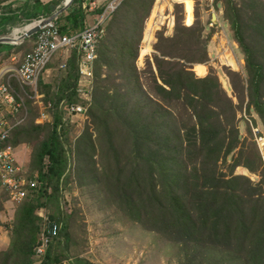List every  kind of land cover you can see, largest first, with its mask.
<instances>
[{
  "label": "trees",
  "instance_id": "1",
  "mask_svg": "<svg viewBox=\"0 0 264 264\" xmlns=\"http://www.w3.org/2000/svg\"><path fill=\"white\" fill-rule=\"evenodd\" d=\"M6 1L0 0V8H9L0 15V38L8 26L22 20L52 16L65 0H34L16 9ZM84 2L74 0L55 20L62 35L80 33L95 23L87 25ZM155 2L122 0L107 20L94 64L89 110L94 130L88 127L76 142L78 180L103 186L110 202L129 220L178 245L180 264H264V162L257 144L248 148L242 141L239 128L247 97V111L264 126V0H214L245 60L244 74L225 68L238 104L207 67L213 35L205 34L199 4L195 12L187 8L189 27L184 24L187 4H175L174 35L159 32L153 60L147 59L143 71L137 69L145 23ZM108 3L94 10L96 16ZM190 14L194 24L187 22ZM80 59L77 50L70 52L67 76L58 90L40 81L53 121L39 123V113L28 101V126L17 128L8 141L17 148L32 146L38 185L18 207L0 264H63L71 259L69 220L61 210L63 191L72 179L65 145L69 127L63 125V116L69 105L86 103L77 93ZM239 167L260 176V181L235 174ZM48 208L60 230L39 261V210ZM70 264L92 263L75 258Z\"/></svg>",
  "mask_w": 264,
  "mask_h": 264
},
{
  "label": "rangeland",
  "instance_id": "2",
  "mask_svg": "<svg viewBox=\"0 0 264 264\" xmlns=\"http://www.w3.org/2000/svg\"><path fill=\"white\" fill-rule=\"evenodd\" d=\"M121 1L122 0H101L100 4H97L95 7L102 6L108 2V5L115 4L118 6ZM191 2L192 4L190 8L186 6L185 9V4H183L184 24L186 26H188L186 23L187 8L188 11H191L192 9L193 12V8L195 6L193 0ZM157 3H159V8L162 10L161 14H163L164 18L166 19H164L163 22L159 21L160 18L157 19V27H155L157 29L154 31L155 40L152 43V52L146 57L141 55V59L138 57L135 62L139 71H143L145 69L148 58L153 60V55L155 53L154 45L157 42L158 33L163 31L166 37H172L175 33V4H178L179 2L176 0H156L153 10L155 9ZM8 9L9 8L6 10L5 8H0V15L8 11ZM195 9L196 7L194 8V12ZM203 10L204 11H201L202 20L207 25L205 34L208 35L212 33L213 35L208 47L210 60L207 62V67L213 69L216 72L223 88L233 99L234 103L238 104L237 98L234 97L230 79L225 73V68L228 67L233 71L244 74V56L241 53L238 44L234 42L227 24H224L226 29L225 34H222L220 29L211 30L208 27V23L212 16V12H210L207 3L203 4ZM152 14L153 12L151 13V16ZM151 16L145 23L144 35L149 26V20H151ZM39 20H41V18L32 22L22 20L19 22V24H17L16 27L9 26L1 38L14 37L13 34L17 29L20 30V33L17 35V37H19L25 33L26 27ZM195 21L196 19H193L192 15L190 14V16H188L187 22L192 24L193 22L195 23ZM170 22L174 24L172 27ZM144 35L141 41L139 49L140 51L142 46H144ZM35 42V39L29 40L27 43L22 44L23 48L21 50H17V46L9 44H3L0 46V52H2L0 54V77H2L4 74L2 72L4 69H10L19 66L24 58H26V56L34 50ZM10 51H12V55L6 54ZM59 54H61V52L57 53L52 60L51 65L49 66L50 72L46 71L42 78L46 84L52 85L54 90H58V85H60L67 76L66 70L59 68L62 60H64L65 54L58 56ZM225 56H230L234 59L236 58L235 60L239 66L235 69L228 65L224 59ZM119 75L120 74L118 73L114 76L119 77ZM105 77L106 75L103 76V78ZM91 86L93 87L91 94L93 96V91L95 88L94 80ZM38 89L39 91L41 90L40 85ZM29 101H32L31 107L37 109L39 118L41 115V110L43 109L46 113H51V109L49 110V108L45 106L43 98L39 100V104H36L34 100ZM65 103L66 100L61 103L60 109L63 110L64 106L62 105ZM247 104L248 97L246 98L243 111L239 114V128L242 141L246 143L248 148L252 147L253 143L257 144L259 153L261 154L262 160L264 162V146H262L264 141L260 139L261 137H264V126L262 121L254 112L249 113L247 111ZM89 110L86 115L81 114V116H70L66 111V114L63 116V125L66 124L69 127V142H66L65 145L70 163L69 170L72 173L70 185H68V187L63 191L61 198V210L62 213L68 217L71 238L69 254L71 259L69 261L66 260L63 264H70L75 258H81L92 264H180L181 254L178 245L166 240L160 234L144 230L140 224L129 220L116 206L110 202L103 186H92L91 182L89 185H82L78 180V157L76 153V142L88 127L94 130L91 118L89 116ZM30 112L31 110L29 106V113ZM48 119L49 118L47 117L43 118L42 120L40 119L39 123L48 124L53 121L52 116L50 120L51 122H48ZM28 122L25 124L26 127L28 126ZM257 129L260 130L261 134L256 132ZM17 156L19 164L23 170L27 171L28 175H35L37 177L38 172L32 168V146L28 144H21L17 148ZM229 163H231L230 160H228L227 165H229ZM222 169L226 171L227 166L222 165ZM235 174L248 176L255 183L260 181V176L250 173L248 169L244 167L237 168ZM0 195L3 197V210L0 212V252H2L7 250L10 245V232L13 227L16 212L21 204L18 205L11 202L9 195L4 191H0ZM41 212L48 213L51 216L53 210L49 208L44 210L41 209L39 210V213Z\"/></svg>",
  "mask_w": 264,
  "mask_h": 264
},
{
  "label": "built area",
  "instance_id": "3",
  "mask_svg": "<svg viewBox=\"0 0 264 264\" xmlns=\"http://www.w3.org/2000/svg\"><path fill=\"white\" fill-rule=\"evenodd\" d=\"M193 2L194 8L196 4H199L202 11H204L203 4L207 3L210 12H212L208 27L220 29L222 34L226 33L225 25L221 20L223 10L216 9L214 0H193ZM118 6L108 5L93 25L73 35H62L55 21L47 24L37 34L34 50L24 58L22 63L17 67L2 71L4 74L0 77V191L7 193L11 202L21 204L28 197L30 191L38 185L36 176L28 175L27 171H24L19 164L17 147L8 143L14 131L24 125L29 118L28 101L34 100L36 104H39V100L44 97L38 88L56 54L59 52L65 54V60L60 66L65 70L70 52L77 50L81 55L79 60L81 80L77 87V93L80 99L86 103L83 105L71 104L66 110L70 116H81V114L88 113L93 99L91 85L94 80V64L99 43L105 36V25L110 14ZM45 106L50 110L49 105ZM50 115L51 113H46L43 109L40 119L47 117L49 118L48 122H51ZM256 132L261 134L258 129ZM260 139L264 141V137ZM39 216L42 218V229L35 249V256L40 261L46 255L51 243L58 237L60 226L48 213L41 212Z\"/></svg>",
  "mask_w": 264,
  "mask_h": 264
},
{
  "label": "bare ground",
  "instance_id": "4",
  "mask_svg": "<svg viewBox=\"0 0 264 264\" xmlns=\"http://www.w3.org/2000/svg\"><path fill=\"white\" fill-rule=\"evenodd\" d=\"M179 3H186L187 7L190 8L191 4H192V0H176ZM171 4V3H170ZM173 10V9H172ZM153 14L151 16V20L149 23V26L147 28V31L145 33V38H144V46H142V50H141V55L146 56L147 54L152 52V43L154 42L155 38H154V31L157 29L155 27H157V19L160 18V22H163L164 20V16L162 13V10L159 8V3L156 4L155 9L152 11ZM166 12V11H165ZM162 20V21H161ZM168 24V23H167ZM169 25V24H168ZM171 27L174 25L172 22H170ZM34 25H30L28 27H26L27 29H30L31 27H33ZM25 28V31H26ZM18 33H20V30H15V33L13 34L14 37H17ZM156 37V36H155ZM17 39V38H16ZM222 52V51H221ZM231 54V53H230ZM228 55V54H227ZM235 57V56H234ZM224 59L226 60V63L230 66H232L233 68H237L239 65L236 62V58L234 59L233 57L230 56H225ZM225 76V75H224ZM222 80V79H221ZM224 85V84H223ZM230 87V86H229ZM228 89V88H227ZM262 146H264V142L262 144ZM246 171V170H245ZM249 171V170H248Z\"/></svg>",
  "mask_w": 264,
  "mask_h": 264
},
{
  "label": "water",
  "instance_id": "5",
  "mask_svg": "<svg viewBox=\"0 0 264 264\" xmlns=\"http://www.w3.org/2000/svg\"><path fill=\"white\" fill-rule=\"evenodd\" d=\"M73 1L74 0H65L63 7L60 10H58L56 13H54L52 16H50L48 18H43L40 21H38V23L31 24L34 26L31 27L30 29L26 28L25 33L19 37H3V38H0V43L1 44H9V45H13V46L22 45L27 40H29L31 37H33L34 35H37L44 26L55 21L59 15L64 13L72 5Z\"/></svg>",
  "mask_w": 264,
  "mask_h": 264
},
{
  "label": "crops",
  "instance_id": "6",
  "mask_svg": "<svg viewBox=\"0 0 264 264\" xmlns=\"http://www.w3.org/2000/svg\"><path fill=\"white\" fill-rule=\"evenodd\" d=\"M41 1L46 4V3H49L53 0H41ZM84 1H85L84 6H88L87 8L86 7L84 8L85 12L87 13L86 23H87V25H91L96 21V18L98 17V16H96L95 13H92V12H94V10L98 8L95 6L97 4H100L101 0H84ZM6 3H12L13 9H16L19 7H23L25 5H32L34 3V0H7ZM28 41L29 40H27L25 43H27ZM25 43H23V44H25ZM19 46H21V45H19ZM19 46H17V47H19ZM212 47H213V45H212ZM62 64H63V62L59 65V68ZM49 70H50V67L48 68L47 72H50ZM44 79H45V77H44Z\"/></svg>",
  "mask_w": 264,
  "mask_h": 264
}]
</instances>
